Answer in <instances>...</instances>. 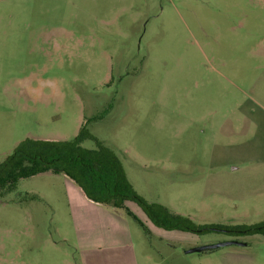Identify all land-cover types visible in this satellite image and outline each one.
I'll return each instance as SVG.
<instances>
[{
  "label": "rangeland",
  "instance_id": "374dc122",
  "mask_svg": "<svg viewBox=\"0 0 264 264\" xmlns=\"http://www.w3.org/2000/svg\"><path fill=\"white\" fill-rule=\"evenodd\" d=\"M89 120L147 201L264 221V0H0V162ZM127 204L138 220L76 211L62 175L21 179L0 264H264V234L167 231ZM230 241L246 245L188 253Z\"/></svg>",
  "mask_w": 264,
  "mask_h": 264
},
{
  "label": "trees",
  "instance_id": "16d2710c",
  "mask_svg": "<svg viewBox=\"0 0 264 264\" xmlns=\"http://www.w3.org/2000/svg\"><path fill=\"white\" fill-rule=\"evenodd\" d=\"M89 122L83 124L71 140L26 138L19 142L13 152L0 162V198L15 191L21 179L46 172L62 173L75 181L90 200L123 210L138 220L125 206L127 202H134L154 226L167 231L198 235L211 232L234 236L264 234V221L254 225H198L190 217L161 203L147 201L129 180L119 155L89 131ZM88 139L95 142L96 148L82 146Z\"/></svg>",
  "mask_w": 264,
  "mask_h": 264
},
{
  "label": "crops",
  "instance_id": "0c3cea01",
  "mask_svg": "<svg viewBox=\"0 0 264 264\" xmlns=\"http://www.w3.org/2000/svg\"><path fill=\"white\" fill-rule=\"evenodd\" d=\"M46 173L64 176V179H65V182L67 183L68 191L70 194L71 202H72L73 206H74V203L76 205V206H74L76 211L97 212L98 208H101L102 206H106L108 208H111L117 214H122L121 212L123 210H117V209H115L109 205L98 204V203L90 200L86 196V194L84 193L82 188L79 185H77V183L75 181H73L71 178H69L67 175L62 174V173L57 174V173H53V172H46ZM46 173H43V174H46ZM125 206L129 209V207H128L129 205L127 203L125 204Z\"/></svg>",
  "mask_w": 264,
  "mask_h": 264
},
{
  "label": "water",
  "instance_id": "95a60500",
  "mask_svg": "<svg viewBox=\"0 0 264 264\" xmlns=\"http://www.w3.org/2000/svg\"><path fill=\"white\" fill-rule=\"evenodd\" d=\"M229 245H239V246H245L246 243L244 242H237V241H230V242H224L220 244H215V245H208V246H203L199 248L192 249L188 251V253H201L203 251H208V250H215L221 247L229 246Z\"/></svg>",
  "mask_w": 264,
  "mask_h": 264
}]
</instances>
